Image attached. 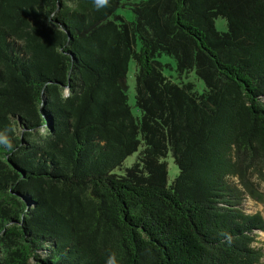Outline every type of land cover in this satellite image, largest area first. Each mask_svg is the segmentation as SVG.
<instances>
[{
  "label": "trees",
  "instance_id": "1",
  "mask_svg": "<svg viewBox=\"0 0 264 264\" xmlns=\"http://www.w3.org/2000/svg\"><path fill=\"white\" fill-rule=\"evenodd\" d=\"M255 175L264 0H0V264H264Z\"/></svg>",
  "mask_w": 264,
  "mask_h": 264
},
{
  "label": "rangeland",
  "instance_id": "2",
  "mask_svg": "<svg viewBox=\"0 0 264 264\" xmlns=\"http://www.w3.org/2000/svg\"><path fill=\"white\" fill-rule=\"evenodd\" d=\"M118 14L122 15L125 19L127 20H134V13L133 11L128 7V8H121L118 11ZM218 29L220 30H225L226 29V25H225V21L223 19H218L217 23H216ZM135 62L134 60H132L130 62V67H129V73H128V85H129V103L134 111V113H137V109L135 107ZM66 94V92L64 93V95ZM137 155H132L131 157H129L123 164V167H127L133 164V162L136 160ZM167 163H168V182H171L174 177L179 173V169L173 159V157L171 156V154L168 156V158L166 159ZM251 180L257 184L258 186V191L259 193H261L262 198H259L256 196H249L247 198V200L245 201V207L247 209V211L249 212H260L263 216H264V177L263 178H258V175L252 176ZM258 240H259V245L263 246L264 248V232H259L258 234Z\"/></svg>",
  "mask_w": 264,
  "mask_h": 264
},
{
  "label": "clouds",
  "instance_id": "3",
  "mask_svg": "<svg viewBox=\"0 0 264 264\" xmlns=\"http://www.w3.org/2000/svg\"><path fill=\"white\" fill-rule=\"evenodd\" d=\"M95 2L97 3V5H100V4H103L105 0H95ZM109 264H113V262L110 260Z\"/></svg>",
  "mask_w": 264,
  "mask_h": 264
}]
</instances>
